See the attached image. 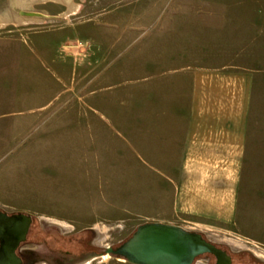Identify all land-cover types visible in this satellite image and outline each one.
<instances>
[{"label":"rangeland","instance_id":"1","mask_svg":"<svg viewBox=\"0 0 264 264\" xmlns=\"http://www.w3.org/2000/svg\"><path fill=\"white\" fill-rule=\"evenodd\" d=\"M228 60L264 70V0H0V209L37 223L34 264L47 247L126 264L105 249L171 217L150 171L154 102L168 72ZM200 231L233 264H264V238Z\"/></svg>","mask_w":264,"mask_h":264},{"label":"crops","instance_id":"2","mask_svg":"<svg viewBox=\"0 0 264 264\" xmlns=\"http://www.w3.org/2000/svg\"><path fill=\"white\" fill-rule=\"evenodd\" d=\"M236 65L165 73L147 133L171 217L151 223L264 238V70Z\"/></svg>","mask_w":264,"mask_h":264},{"label":"water","instance_id":"3","mask_svg":"<svg viewBox=\"0 0 264 264\" xmlns=\"http://www.w3.org/2000/svg\"><path fill=\"white\" fill-rule=\"evenodd\" d=\"M25 218L30 221V216ZM27 228L16 244L25 239ZM207 251L215 255L216 264H231L230 257L204 241L200 234L176 226L146 223L137 227L117 248H106L104 255L123 259L129 264H192L196 256Z\"/></svg>","mask_w":264,"mask_h":264},{"label":"flooded vegetation","instance_id":"4","mask_svg":"<svg viewBox=\"0 0 264 264\" xmlns=\"http://www.w3.org/2000/svg\"><path fill=\"white\" fill-rule=\"evenodd\" d=\"M27 216V214L8 213L0 209V264H34L38 261L37 256L42 254L38 253L39 249L37 247H42L43 242L36 240L37 235H35V229H33L34 224L37 223L33 217H30V221L26 219L25 217ZM27 226L25 239L16 244L19 238H21L24 228ZM201 237L204 241L210 243L216 250H221L230 257L231 264H233L234 256L232 252L220 245L210 242L203 236ZM47 250L48 252H45L47 255H42L45 264H71L66 258L61 260L55 258L54 255L51 256L54 251L50 247H47ZM11 252H13L14 255H12ZM197 260H199V264L217 263V258L209 251L196 256L192 264H195Z\"/></svg>","mask_w":264,"mask_h":264},{"label":"bare ground","instance_id":"5","mask_svg":"<svg viewBox=\"0 0 264 264\" xmlns=\"http://www.w3.org/2000/svg\"><path fill=\"white\" fill-rule=\"evenodd\" d=\"M71 6H72V5H71ZM78 7H79V6H77V5L74 6V7H73V11L75 12V11L78 9Z\"/></svg>","mask_w":264,"mask_h":264}]
</instances>
